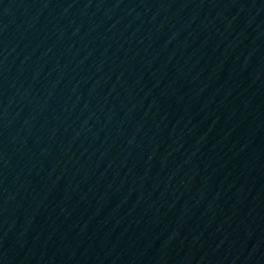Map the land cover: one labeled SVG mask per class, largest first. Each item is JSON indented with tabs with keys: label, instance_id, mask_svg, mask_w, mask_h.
I'll return each instance as SVG.
<instances>
[{
	"label": "water",
	"instance_id": "95a60500",
	"mask_svg": "<svg viewBox=\"0 0 264 264\" xmlns=\"http://www.w3.org/2000/svg\"><path fill=\"white\" fill-rule=\"evenodd\" d=\"M0 264H264V0H0Z\"/></svg>",
	"mask_w": 264,
	"mask_h": 264
}]
</instances>
